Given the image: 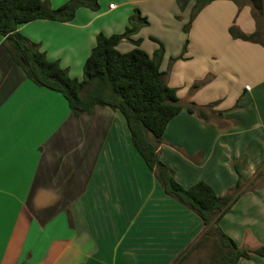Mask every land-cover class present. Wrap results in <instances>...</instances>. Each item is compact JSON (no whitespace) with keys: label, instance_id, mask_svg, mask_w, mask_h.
<instances>
[{"label":"crops","instance_id":"1","mask_svg":"<svg viewBox=\"0 0 264 264\" xmlns=\"http://www.w3.org/2000/svg\"><path fill=\"white\" fill-rule=\"evenodd\" d=\"M195 1L97 0V10L79 7L69 21L35 19L18 30L80 79L96 35L122 33L137 9L147 24L131 38L149 55L162 45L159 68L182 105L159 157L183 186L204 180L220 195L234 188L237 163L242 192L219 225L255 249L264 245V185L254 182L264 164V45L229 31L256 30L249 0L198 11ZM190 103L216 115L204 121L187 112ZM201 229L200 217L164 192L118 111L75 115L60 93L26 76L0 35V264H172Z\"/></svg>","mask_w":264,"mask_h":264},{"label":"trees","instance_id":"2","mask_svg":"<svg viewBox=\"0 0 264 264\" xmlns=\"http://www.w3.org/2000/svg\"><path fill=\"white\" fill-rule=\"evenodd\" d=\"M211 1L196 0L194 11ZM187 2L178 0L180 8H184ZM252 5L256 30L246 34L232 26L229 31L236 38L264 45V40L259 38V26L264 25V4L258 0ZM82 6L97 10L98 2L67 0L51 8L49 0H0V35L5 36L10 52L26 76L37 86L60 93L75 115L91 113L96 106H108L118 111L125 120L132 146L153 171L164 192L200 217L202 229L199 235L172 264H181L200 248H209V264H237L240 258L264 256V245L255 249L242 248L219 225L222 216L242 192V176L237 163H234L237 174L234 188L220 195L204 180L183 186L176 180L171 168L160 159L158 146L162 143L164 130L182 110V105L176 88L164 81L160 71L162 45L149 55L138 47L140 39L131 38L141 26L147 24L146 18L140 16L137 9L129 18L130 25L122 33L105 35L99 32L96 35L95 45L83 64L80 79L71 77L58 61L48 59L37 44L30 42L18 30L19 24L35 19L69 21ZM124 39L131 41L135 47L127 52L119 51L117 45ZM186 110L204 121L210 119L207 107L190 103ZM254 182L257 187L264 185L259 173Z\"/></svg>","mask_w":264,"mask_h":264},{"label":"rangeland","instance_id":"3","mask_svg":"<svg viewBox=\"0 0 264 264\" xmlns=\"http://www.w3.org/2000/svg\"><path fill=\"white\" fill-rule=\"evenodd\" d=\"M259 35L260 40H264V25L259 26ZM262 38V39H261ZM129 41V40H126ZM131 42V41H129ZM132 43V42H131ZM211 116L216 115L215 112H210ZM259 171L261 173V179L264 180V164L259 167ZM251 180L247 182L246 188L251 187ZM209 248H200L198 251H193L190 256L184 260L181 264H209Z\"/></svg>","mask_w":264,"mask_h":264},{"label":"water","instance_id":"4","mask_svg":"<svg viewBox=\"0 0 264 264\" xmlns=\"http://www.w3.org/2000/svg\"><path fill=\"white\" fill-rule=\"evenodd\" d=\"M252 4H255L256 2H258V0H249Z\"/></svg>","mask_w":264,"mask_h":264},{"label":"built area","instance_id":"5","mask_svg":"<svg viewBox=\"0 0 264 264\" xmlns=\"http://www.w3.org/2000/svg\"><path fill=\"white\" fill-rule=\"evenodd\" d=\"M109 6L112 8V7H113V4H110ZM245 88H246V89H249V86L246 85Z\"/></svg>","mask_w":264,"mask_h":264}]
</instances>
